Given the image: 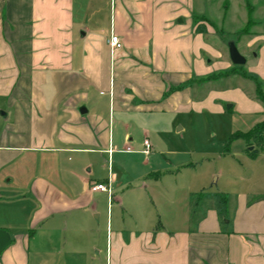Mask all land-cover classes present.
Here are the masks:
<instances>
[{
    "label": "crops",
    "instance_id": "obj_1",
    "mask_svg": "<svg viewBox=\"0 0 264 264\" xmlns=\"http://www.w3.org/2000/svg\"><path fill=\"white\" fill-rule=\"evenodd\" d=\"M263 13L264 0H0V230L11 239L0 264H264V189L253 192L264 152L249 155L252 140L225 153L242 174L201 179L227 194L222 222L208 203L194 222L183 212L157 225L153 199L128 194L156 183L122 182L121 167L110 199L90 191L108 179L109 149L135 153L140 135L136 153L151 159L158 116L236 109L250 124L238 133L264 121L251 79L264 91Z\"/></svg>",
    "mask_w": 264,
    "mask_h": 264
},
{
    "label": "rangeland",
    "instance_id": "obj_2",
    "mask_svg": "<svg viewBox=\"0 0 264 264\" xmlns=\"http://www.w3.org/2000/svg\"><path fill=\"white\" fill-rule=\"evenodd\" d=\"M262 17H264V13ZM228 105L226 104L225 108ZM158 117L160 119L158 120L156 117L153 123L156 122L157 126L160 125L163 129L153 136L155 149L151 159L148 160L136 153L140 149L137 143L142 142V137L139 135L131 145L135 153L121 154L119 152L110 158L111 172L115 173L117 171L115 169L120 171L121 167L124 168V171H121L118 176L122 182H131L142 178L146 182L149 180L156 183L155 188L150 187L142 191L128 192V194L138 200L153 199L157 225L160 223L164 225L167 222V217L170 218L173 214L183 215V212L185 214L188 212L190 222H194L202 212L207 211L206 204L210 203L213 206L212 201L209 200L205 205L204 202H200L201 206L196 207L195 195L200 191H218L215 176H211L206 189H201V179L205 176L209 177L213 170L226 172L231 165L236 167L233 169L234 173H243L244 168L238 163L243 159L225 156V153L228 150L233 151L236 146L238 148V145L242 146V139L231 140V136L238 130H247L250 124L236 109H231L219 116L207 113L191 114L182 117L178 123H172L171 117ZM262 119H264V115L256 117L254 120ZM178 128L181 129L177 131ZM145 161H148L149 164L143 166ZM105 171H107V162H105ZM242 184L233 182V192L238 189L242 190L244 188ZM256 184V190L253 192L262 194L264 180L259 174ZM226 186H232V182H226ZM167 200H178V202L169 204ZM148 213L149 211H146L143 214L147 217Z\"/></svg>",
    "mask_w": 264,
    "mask_h": 264
},
{
    "label": "trees",
    "instance_id": "obj_3",
    "mask_svg": "<svg viewBox=\"0 0 264 264\" xmlns=\"http://www.w3.org/2000/svg\"><path fill=\"white\" fill-rule=\"evenodd\" d=\"M194 21L195 23H197L199 21V18L194 17ZM197 33H204L205 32V28L203 25L198 24L195 30ZM230 72H225L224 75H230ZM241 76L246 77L245 73L241 71L240 73ZM255 84V95L256 98L264 105V91H263V87L262 84L254 78H251ZM178 88H172L168 91V93L179 89ZM167 93V94H168ZM238 138H242L245 140H252L255 144H256V148L252 149L251 151H248L249 155L251 156H255L259 149L263 147L264 145V121L257 124L256 126H254V128L247 132V133H234L231 136V140L233 139H238ZM195 205L196 207L201 206V204L204 202V205L206 204V202H208L209 200L212 201V204L214 206V209L217 212V215L219 217V219L222 221L225 220L226 218V214H227V194L223 193V192H206V191H200L199 193H197L195 195ZM202 202V203H200ZM204 211V210H203ZM204 212H202V214H204Z\"/></svg>",
    "mask_w": 264,
    "mask_h": 264
},
{
    "label": "built area",
    "instance_id": "obj_4",
    "mask_svg": "<svg viewBox=\"0 0 264 264\" xmlns=\"http://www.w3.org/2000/svg\"><path fill=\"white\" fill-rule=\"evenodd\" d=\"M109 46L111 47L112 51L120 49L122 47V41L119 39V37L111 35L109 39ZM126 151H129V148L126 149ZM151 151V144L149 141L144 140L143 141V150L142 153L144 155H148ZM262 151L264 152V145L262 147ZM113 150L109 149L108 154V179L105 183H93L90 186V191L93 193L99 192V193H105L107 197L110 199L111 193H112V172L110 169V155L112 154Z\"/></svg>",
    "mask_w": 264,
    "mask_h": 264
},
{
    "label": "water",
    "instance_id": "obj_5",
    "mask_svg": "<svg viewBox=\"0 0 264 264\" xmlns=\"http://www.w3.org/2000/svg\"><path fill=\"white\" fill-rule=\"evenodd\" d=\"M227 46L231 63L233 65L244 64V59L239 55L235 45L232 42H229ZM10 243L11 239L9 234L4 230H0V254L10 245Z\"/></svg>",
    "mask_w": 264,
    "mask_h": 264
}]
</instances>
